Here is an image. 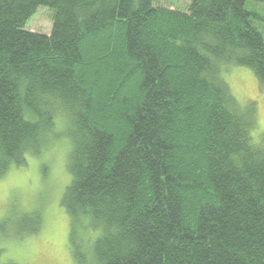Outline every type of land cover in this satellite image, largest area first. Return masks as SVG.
Listing matches in <instances>:
<instances>
[{"label": "trees", "instance_id": "16d2710c", "mask_svg": "<svg viewBox=\"0 0 264 264\" xmlns=\"http://www.w3.org/2000/svg\"><path fill=\"white\" fill-rule=\"evenodd\" d=\"M249 2L0 0V176L66 131L76 264H264V137L224 78L264 85ZM40 8L49 35L28 28ZM79 227L99 233L84 251Z\"/></svg>", "mask_w": 264, "mask_h": 264}, {"label": "rangeland", "instance_id": "374dc122", "mask_svg": "<svg viewBox=\"0 0 264 264\" xmlns=\"http://www.w3.org/2000/svg\"><path fill=\"white\" fill-rule=\"evenodd\" d=\"M189 2L155 0L154 5L184 12ZM246 6L264 15V5L249 2ZM50 19V12L40 8L28 22V28L49 35ZM256 27L264 36V22ZM224 78L240 106H253L257 124L252 137L258 141L264 137V85L245 67L227 68ZM57 126L63 127L60 120ZM65 132L39 157H28L27 165L11 167L0 176V264H76L70 241L71 221L60 205L70 183L66 168L70 146L59 143L60 139L70 142ZM33 226L38 228L36 233H23ZM84 231L79 227L74 236L82 251L84 241H93L99 234L97 231L94 237L91 231Z\"/></svg>", "mask_w": 264, "mask_h": 264}]
</instances>
